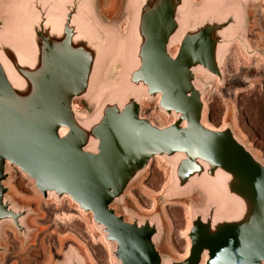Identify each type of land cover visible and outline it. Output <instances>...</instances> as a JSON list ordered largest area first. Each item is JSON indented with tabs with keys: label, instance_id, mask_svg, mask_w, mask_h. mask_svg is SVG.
Here are the masks:
<instances>
[{
	"label": "water",
	"instance_id": "obj_1",
	"mask_svg": "<svg viewBox=\"0 0 264 264\" xmlns=\"http://www.w3.org/2000/svg\"><path fill=\"white\" fill-rule=\"evenodd\" d=\"M254 1L122 0L113 20L100 0H0V262L3 228L28 239L34 213L9 195L11 164L89 214L115 264H264V160L231 122L204 120L230 49L259 51ZM154 100L165 126L141 115ZM155 158L170 170L164 197L192 198L181 258L160 250L158 212L115 208ZM53 264L86 261L70 247Z\"/></svg>",
	"mask_w": 264,
	"mask_h": 264
},
{
	"label": "rangeland",
	"instance_id": "obj_2",
	"mask_svg": "<svg viewBox=\"0 0 264 264\" xmlns=\"http://www.w3.org/2000/svg\"><path fill=\"white\" fill-rule=\"evenodd\" d=\"M121 2L100 0V10L109 19H120ZM248 17L249 41L259 51L248 56L238 43L230 49L223 64V83L211 82L204 93V120L214 128L231 122L236 133L264 160V0L250 4ZM156 104V100L144 102L141 115L165 126L170 118L158 111ZM8 172L9 195L17 204L33 207L34 213L28 220L31 228L28 239H23L12 227L3 228L2 245L8 250L2 254L0 264H53L70 247L84 256L86 264H115L89 214H83L66 197L59 201L44 199L35 191L32 181L15 167ZM169 182L168 165L155 158L127 189L125 204L115 208L118 213H124L125 206L142 215L158 212L164 230L159 248L181 258L188 246L187 205L192 198L164 197Z\"/></svg>",
	"mask_w": 264,
	"mask_h": 264
},
{
	"label": "bare ground",
	"instance_id": "obj_3",
	"mask_svg": "<svg viewBox=\"0 0 264 264\" xmlns=\"http://www.w3.org/2000/svg\"><path fill=\"white\" fill-rule=\"evenodd\" d=\"M11 166H14V165L7 164V165H6L7 170H9ZM14 167H15V166H14ZM17 169H18V168H17Z\"/></svg>",
	"mask_w": 264,
	"mask_h": 264
},
{
	"label": "flooded vegetation",
	"instance_id": "obj_4",
	"mask_svg": "<svg viewBox=\"0 0 264 264\" xmlns=\"http://www.w3.org/2000/svg\"><path fill=\"white\" fill-rule=\"evenodd\" d=\"M14 166H11L10 168H13ZM16 168V167H15ZM17 169V168H16ZM18 170V169H17Z\"/></svg>",
	"mask_w": 264,
	"mask_h": 264
}]
</instances>
